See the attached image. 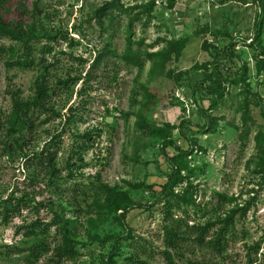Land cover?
Wrapping results in <instances>:
<instances>
[{
	"label": "rangeland",
	"instance_id": "rangeland-1",
	"mask_svg": "<svg viewBox=\"0 0 264 264\" xmlns=\"http://www.w3.org/2000/svg\"><path fill=\"white\" fill-rule=\"evenodd\" d=\"M0 19L35 36L24 68L0 33V264H108L94 236L122 238L115 264H264V0H0ZM43 80L31 125L15 101ZM110 190L145 206L131 233Z\"/></svg>",
	"mask_w": 264,
	"mask_h": 264
},
{
	"label": "trees",
	"instance_id": "trees-1",
	"mask_svg": "<svg viewBox=\"0 0 264 264\" xmlns=\"http://www.w3.org/2000/svg\"><path fill=\"white\" fill-rule=\"evenodd\" d=\"M173 1V0H172ZM0 33L2 36L9 38L10 40L19 42L22 47V53L17 55L16 58L15 55L13 56L14 62H11V65H16L19 67L24 68H31L35 65V57H34V48L31 46V41L33 40V37H35L32 32L29 30H26L23 28L21 23L18 24H6L3 20L0 19ZM46 49V51H45ZM44 52H49V48H45ZM220 85L217 87H210L205 89L208 91V93L212 95H218L221 97L222 90H223V83L222 79L220 77ZM221 93V94H220ZM49 86L45 83L43 80L42 82H37L36 84V96L33 101L29 103H22L19 100L15 101V108L18 111V113H22L24 116V119H27L29 117V113H35V112H43L47 109V105L49 103ZM22 117V116H21ZM208 121V126L212 127L215 125V120L211 119L210 117L206 118ZM29 123L32 125L33 120L31 117L28 118ZM139 126L142 129H147L150 132H153L154 129L147 125L144 118L142 116H139ZM214 127V126H213ZM173 146V143L168 142L165 144V147ZM48 165L52 166L54 162V157L52 155H48L45 157ZM41 160V159H40ZM170 162L173 165V173L171 176H169L167 183L162 187V198H166L170 195L174 194V188L180 185L184 182L183 177L181 176L178 167L173 162V160L170 159ZM105 205L107 208L111 210V212L115 213L117 215V218L120 222V224L123 226V228L128 232L131 233L129 230L128 224H127V217L133 210L138 209H144L145 206L143 205H137L131 202L129 197L123 193L115 192V191H108ZM20 207L13 210H4V215L7 216L9 214H13L15 212H19ZM69 223H64L62 225V231H63V238H64V252L68 254H73V239L71 238L70 231L68 229ZM168 236L170 245H176V241L178 239V233L175 228H170L168 230ZM122 238H116V237H107L104 239H101L100 237L94 236L92 237V241L98 242L101 244H106L110 241H114L112 253L110 254L108 264H115V258L120 255V250L118 249L119 243L121 242ZM129 264H146L145 262H141L138 259H129Z\"/></svg>",
	"mask_w": 264,
	"mask_h": 264
}]
</instances>
